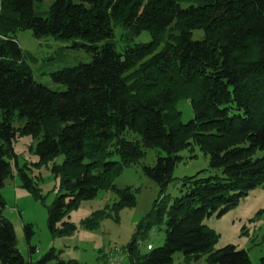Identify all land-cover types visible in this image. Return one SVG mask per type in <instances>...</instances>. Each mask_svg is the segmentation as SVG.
I'll return each mask as SVG.
<instances>
[{"label":"trees","instance_id":"trees-1","mask_svg":"<svg viewBox=\"0 0 264 264\" xmlns=\"http://www.w3.org/2000/svg\"><path fill=\"white\" fill-rule=\"evenodd\" d=\"M36 1L0 0V188L17 157L15 115L26 117L21 132L42 133L36 146L40 161L64 154L53 165L64 191L48 207L55 234L73 230L74 224L64 221L63 228L58 221L101 189L121 195L114 211L135 205L133 189H120L114 180L147 147L166 151L145 165L164 187L179 151L197 144L223 175L185 176L182 194L172 203L156 199L139 232L147 235L165 222V241L141 253L134 237L131 264H172L177 250L186 259L207 253L217 264H253L248 250L233 243L214 249L218 233L204 218L223 214L251 188L264 185V153L254 155L264 149V0H198L185 7L181 0H53L46 15L36 11ZM114 22L135 33L148 29L152 38L118 49L111 39ZM26 28L36 35L81 36L92 60L53 71L66 84L53 89L34 78L29 52L17 39ZM196 28L203 29L201 37L194 38ZM181 98L191 99L194 115L188 121L181 117ZM19 168L24 185L38 193ZM4 204L0 193V264H30L16 245ZM25 228L30 236L32 225Z\"/></svg>","mask_w":264,"mask_h":264},{"label":"rangeland","instance_id":"rangeland-1","mask_svg":"<svg viewBox=\"0 0 264 264\" xmlns=\"http://www.w3.org/2000/svg\"><path fill=\"white\" fill-rule=\"evenodd\" d=\"M198 0H181L182 6H188ZM53 0H38L36 11L46 15ZM202 28L194 30V38L201 37ZM152 34L148 29L135 33L132 28L114 22V36L111 38L118 49L129 43L148 41ZM21 47L29 52L27 60L32 67L34 78L57 90L66 88V84L54 79L52 72L65 66L76 65L92 60V52L86 47L88 42L81 36L63 38L53 33L36 35L31 28L17 32ZM169 34L159 45L162 48ZM178 107L182 110V120L188 121L193 115L190 98H181ZM18 133L13 145L17 157L13 160L11 172L4 179L0 193L5 201L4 214L13 222L16 233V245L30 264H40V260L51 250L54 254L45 264H131L128 251L129 243L137 237L141 253L162 245L166 237L165 222L153 226L147 235L139 232V224L152 209L158 198H165L167 204L182 194L183 178L199 173L201 176L223 175L222 167L210 164V157L197 144L179 151L181 158L176 162L172 178L162 185L151 177L145 165H153L166 151L159 147H147L136 161L125 165L114 182L120 189L130 186L136 196V204L121 206L114 211V204L121 195L115 189H101L95 196L82 199L77 206L71 207L58 221L59 227H65L69 221L75 228L69 233H53L49 224V205L59 193L64 191L61 175L53 170L55 163H62L64 154L40 161L36 151L42 133L21 132L26 117L15 115L12 120ZM259 148L255 156L262 155ZM120 159L119 155H114ZM23 167L38 188V193L24 185ZM104 212V213H103ZM95 219L91 222V219ZM166 217V215H165ZM88 222V225L85 224ZM91 222V224H89ZM32 225L30 236L26 233V224ZM204 223L218 233L214 249L227 243L248 250L253 264H260L264 254V185L251 188L237 204L223 214L215 211L204 218ZM76 262V263H75ZM172 264H217L207 260V253L199 258L186 259L182 250L173 254Z\"/></svg>","mask_w":264,"mask_h":264}]
</instances>
